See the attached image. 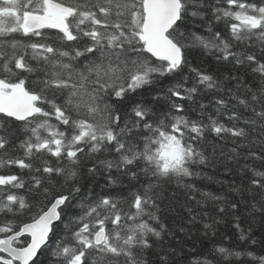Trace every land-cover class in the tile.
Returning a JSON list of instances; mask_svg holds the SVG:
<instances>
[{"label":"snow or ice","instance_id":"1","mask_svg":"<svg viewBox=\"0 0 264 264\" xmlns=\"http://www.w3.org/2000/svg\"><path fill=\"white\" fill-rule=\"evenodd\" d=\"M193 52L253 78L226 77L246 90L232 99L248 127L187 114L183 101L221 86ZM209 134L232 138L220 157L243 159V179L225 183L250 201L189 182L216 165ZM84 176L127 180L130 195L85 193ZM172 186L195 202L199 242L181 224L192 242L177 246L162 219ZM229 211L235 242L218 228ZM0 264H264V0H0Z\"/></svg>","mask_w":264,"mask_h":264},{"label":"trees","instance_id":"2","mask_svg":"<svg viewBox=\"0 0 264 264\" xmlns=\"http://www.w3.org/2000/svg\"><path fill=\"white\" fill-rule=\"evenodd\" d=\"M83 59V58H82ZM188 59L192 63L193 66L201 67L206 69L209 73L213 74L220 82V90H212L203 92L201 95L195 98V102L192 101H183L185 107L188 109L187 114L192 118H203L205 122H207V118L209 116L218 119L220 122L224 123L227 126H231V124L236 123L239 127H248L244 123V121L253 116L251 107L246 108L245 106L238 103L236 99H232L233 95H239L241 98H247V93L245 88L240 87L237 92V80L235 79H226V77H238L242 82L246 81L253 86H255V81L253 78L248 75L244 69L236 68L233 69L231 66H227L223 63H218L212 56H205L199 52H193L189 55ZM171 83L169 78H160V81L157 85L152 86L155 91L166 90L167 86ZM231 90V91H229ZM154 94V93H153ZM137 98H139V93L135 94ZM219 98H223L226 101L227 107L219 106L216 104V100ZM251 104V101H249ZM201 105H203V109H201ZM220 109L219 112L217 109ZM231 113H235L240 119L238 121H230L228 116ZM254 131V136L259 131V122L256 125L252 126ZM227 143L224 141L218 140L215 138L214 134H209L208 140L215 141L216 145V155L218 160L216 162L215 167L213 168L211 165L208 168L203 169V175L199 178L190 180L189 182L195 183L196 186L204 191L216 192V193H224L228 196L230 200L241 201L247 200L250 201L251 197L245 191L243 193V197L235 192H232L229 189L228 183L240 184L243 177L240 172V166L243 164V159L240 164L235 162H228L226 158L220 157V151L223 149L224 152H228V150L233 147L232 138L227 137ZM204 146L210 151L212 148V144H209L207 141ZM254 151L258 150L253 148ZM241 153L247 152L246 148L240 149ZM227 169V171H226ZM12 171H19L18 169H12ZM115 170L113 171V175H115ZM82 191L87 192L89 189H92L94 192L99 193L101 191H111L115 193H120L123 196L130 195L128 181L125 180L123 185L113 186L112 188L104 187L105 179L104 177H97L95 181L90 179L87 176L82 177L81 181ZM135 184V182H133ZM174 192L175 196H171V193ZM199 199V196H197ZM187 204L195 208V202L190 201L188 195L186 194V190L184 188H177L172 186L169 189V199L165 201L164 207L167 209L166 211L161 213L162 219L165 223L172 228L175 233V242L176 245L179 246V242L183 241L185 245L190 244L192 241L188 240L187 236L183 233H180L177 230V225H184L187 229L191 230L193 240L199 242L201 237L198 232L199 229L202 228L200 223L189 224L188 223V213L184 209V205ZM240 214L243 215L245 212L243 203L240 204ZM208 210L211 212H215V206L210 202ZM226 221H228L227 227L225 224H220L218 226L220 233H226L228 236L232 237L231 242L236 241L235 230L231 226V211H229V215L224 217ZM250 223L249 220L244 219L242 221L243 226H247ZM256 237L259 239L261 227L259 223L253 225ZM64 233V226L58 225L56 228V235H62ZM219 239V237H218ZM44 261L50 259L47 255L41 258Z\"/></svg>","mask_w":264,"mask_h":264}]
</instances>
